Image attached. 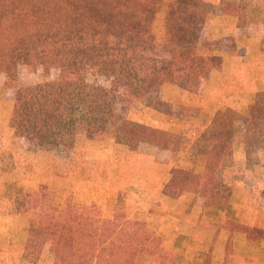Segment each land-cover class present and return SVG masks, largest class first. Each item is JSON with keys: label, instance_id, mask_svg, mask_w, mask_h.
<instances>
[{"label": "trees", "instance_id": "trees-1", "mask_svg": "<svg viewBox=\"0 0 264 264\" xmlns=\"http://www.w3.org/2000/svg\"><path fill=\"white\" fill-rule=\"evenodd\" d=\"M0 0V69L10 76L22 60L60 69L57 80L16 88L9 125L15 135L48 144L73 145L77 119L87 129H115L116 142L151 143L168 149L178 144L173 132L119 116L115 109L122 91L151 110L171 114L160 94L164 83L192 90L209 75L219 58L198 53L206 19L205 0ZM243 4V3H241ZM220 0L222 15L242 20L243 5ZM163 13V30L155 20ZM110 36L124 45L109 43ZM233 46L231 37L206 42L209 49ZM128 48L131 52L128 53ZM90 65L111 84L99 85L69 75ZM208 125L193 138L202 166L171 168L163 194L178 197L189 182L199 187L206 210L223 213L232 200L220 171L229 162L235 128L244 133L248 159L264 146V96L250 99L246 114L226 107L206 113ZM171 143V144H170ZM173 190V191H172ZM172 191V192H169ZM17 209L30 213L25 256L48 246L51 264H148L166 258L167 251L148 219L129 218L116 207L110 224L103 223L94 202L54 205L45 187L24 193ZM256 240L264 231L234 220Z\"/></svg>", "mask_w": 264, "mask_h": 264}, {"label": "rangeland", "instance_id": "rangeland-1", "mask_svg": "<svg viewBox=\"0 0 264 264\" xmlns=\"http://www.w3.org/2000/svg\"><path fill=\"white\" fill-rule=\"evenodd\" d=\"M167 1L164 0L163 3L166 4ZM205 1L207 12L203 25H216L213 26L212 31L208 32V36L230 31V28L218 27L220 25H264V0H235L240 4L245 3L242 10L244 14L242 20L239 21L236 17L223 15L221 18L218 16L221 13L218 10L220 0ZM163 24V13L159 12L155 20V31L157 33L162 32ZM108 40L111 44L124 45V41L118 37L110 36ZM199 50H202L201 47ZM130 52L131 49L128 48V53ZM59 77V68L48 67L39 61L23 62L20 60L16 66V73L12 76L0 69V264H51V254L48 246H45L39 254L25 256L24 248L30 213L18 210L16 207L17 199L22 198L24 193H32L39 187L45 186L47 199L51 202L54 201V205L61 206L67 200L82 205L94 202V200L90 201L94 196L91 190L99 184L109 185V187H113L114 191L121 187L122 190H119L115 209L120 207L122 214L130 218L135 215L131 196L135 198L136 193H139V190L135 188L136 183L131 182L138 180L139 185L145 180H143V177L146 176L147 183L145 187H149L148 183L150 182L152 185L151 180L156 178L157 184H161L162 180L164 189L169 176V174H164L162 166L154 167V164L150 165L147 159L144 160L138 155L136 157L135 154H132V151L128 153L127 150L132 147H141L142 142L134 145L125 144V147L117 145L116 140L113 139V137L116 138V132L112 127H109L106 131L87 129L86 123L77 119L76 129L78 133L85 128L90 138L87 139L80 134L82 136H78V140L75 142V150H69L72 145H64L65 148L63 147L58 153L51 151L55 150V147L52 149V147L45 146L50 150L42 149V145H49L48 143L15 135L14 131L7 127V123L11 116L13 95L16 88L44 80H57ZM69 77L99 85L108 86L111 84V77L100 75L96 65H90L82 73L69 75ZM170 84L171 87L167 86L166 90L164 85L161 87L162 99L165 102L170 101L172 105H178L181 101L184 103L191 101L193 106L190 107V111L186 110L188 118L199 115L203 109L211 110L208 109L214 105L211 99L218 97L216 94L201 93L197 97L193 96L192 99L187 98L180 86L174 83ZM116 107L115 111L119 116L144 124L150 123L152 126L164 127L162 112L143 106L130 96L126 90L122 91L121 100L118 101ZM176 108L178 109V107ZM199 118L206 119L204 113H201ZM198 122L199 120H193L192 126L190 128L188 126V128L192 130L200 128L201 132L208 125L201 123L203 125L197 127L195 124ZM206 122L208 123V121ZM237 132L239 131H235V133ZM237 135L239 134L237 133ZM175 137L179 140L178 144L174 148L170 145L166 149H171L174 152L175 165L194 167L193 170L202 166L199 158L195 157L194 151L188 150L191 139L190 141L187 140L186 135L183 137L182 132H178ZM3 141H5V144H3ZM127 146L131 148H127ZM192 146L194 147L193 143ZM140 149H145V145ZM159 154L168 157L165 156L168 153L162 152ZM159 161H162V159L160 158ZM248 162L251 166H255L250 175L247 174L249 175L247 179L250 178L249 183L251 186L261 183L264 180V177H262L264 173V146L254 150L252 158H249ZM236 168L237 170L232 177L227 176V174L224 175V181L244 176L240 166ZM151 174H153L152 177ZM121 184L122 186H118ZM48 189H51L50 192ZM120 192L123 193L120 195ZM247 192L249 198L251 196L250 199L257 198V189L247 190ZM164 196H169V194ZM169 198L175 197L169 196ZM166 205L169 204L165 203L164 198L157 201L155 207L150 208L147 216L149 217L150 228L161 237V245L167 251L166 258L149 261L148 264H243L245 260L248 264H264L260 254L249 253L243 255V248L250 240L245 242L238 235L226 236L229 224L227 221L222 222V218L225 216L223 213H218V216L213 215L211 210H206L204 205L198 207L199 209L194 207L193 210H191V206L182 204L175 207ZM97 207L100 208L98 205ZM171 207L172 209H170ZM198 210H201V212H197ZM99 211L101 218V208ZM169 212H171L172 219H170ZM226 215L236 217L235 213L232 212ZM102 222L106 223L105 221ZM212 233L216 236H212ZM252 240L254 241L255 238H252Z\"/></svg>", "mask_w": 264, "mask_h": 264}, {"label": "crops", "instance_id": "crops-1", "mask_svg": "<svg viewBox=\"0 0 264 264\" xmlns=\"http://www.w3.org/2000/svg\"><path fill=\"white\" fill-rule=\"evenodd\" d=\"M218 16L222 18L223 15L219 13ZM213 26L216 25H203L198 44V53L206 55H215L219 58L218 63L213 66L209 75L205 78H202V80L192 90H187L182 87L180 89L185 92V96L187 98L191 99L193 96L197 97L201 93L210 95L216 94L218 96L217 98L213 97V99H211L214 104L208 108L211 110L203 109L201 113H204V115H206V113L208 112L215 113V111L226 107L232 108L239 113L246 114L250 99L255 96H264V25H220L218 27L230 28V31L225 32L223 34H213L211 36H208V32L212 31ZM223 37H231L233 40V46L222 49H209L206 47L207 41ZM200 47L202 50H199ZM163 85L165 87V90L167 86L171 87V84L169 82H166ZM167 102L171 104L170 101L167 100ZM192 106L193 105L191 101H188L186 103L181 101L180 103H178V105L171 104V114H163L162 117V121H164V127H159L158 125H155L153 127H158L164 130L171 131L175 136L178 132H182L183 137L184 135H186L185 138H187V140L189 139L190 141L191 139L190 143L188 144V150L194 151L195 157L198 158L197 152H195L192 143L193 138L200 134L201 129L199 128L192 130L189 128L190 126H192V121L195 119L199 120V122L195 124V126L197 127L203 125L201 123H204V125L208 123L206 122V119L199 118V115L201 113L199 115H196L195 117L188 118V115H186V110L190 111V107ZM176 107H178V109ZM178 119L180 120L178 121ZM7 125V127L10 129L11 127L9 125V122L7 123ZM147 125L152 126L150 123H147ZM235 131H239L237 132L239 135H237ZM87 133L88 131L85 128L82 129V132L78 133L77 131L75 136V142L76 140H78V136L82 135L89 139L90 136H88ZM113 139L115 141L114 137ZM75 142L71 146V148H69L70 151H72V149H76ZM115 143L117 145L125 147V145L122 143H118L116 141ZM3 144H5V141H3ZM244 144L245 143L243 130L241 128H236L233 133L231 160H229V162L225 164L220 171L222 181L227 184V186H229L232 190V200L229 203L227 210L223 212V215L225 216L222 218V222H226L227 220H234L247 226L258 227L259 229H262L264 231V180L261 181V183H256L253 186H251V184L249 183L250 178L248 180L247 177L250 175L252 169H254L253 167L255 166H251L249 164L247 149ZM144 145L145 149L141 150L140 148ZM45 146H48V148L52 147V149H54L55 147V150L51 151L57 153L60 152L59 150H61L63 147L65 148L64 145L49 144L42 145V149L50 150L48 148H45ZM141 147L131 148L127 146V148L131 149L126 150L128 151V153L132 151V154H135L136 157L138 155V157L143 158L144 160L147 159L150 165L154 164V167L162 166L164 168V174L166 175L169 174L168 172H170L172 167L177 166L175 165L176 161L174 160L176 159V157H174V152H172L171 149L162 150L159 149V147H157L156 145L146 143L141 144ZM120 148L122 149L123 147ZM162 152L168 153L167 155H165L168 157H163L159 154ZM160 158L162 159V161H159ZM237 166H240V168L243 170L242 172L244 176L239 178L235 177L234 179L224 181V175L227 174V176L232 177L235 171L237 170ZM183 168L193 170L194 167L185 166ZM153 174H151V177L153 176ZM145 177L146 176L143 177V180L147 179ZM262 177H264V173L262 174ZM155 179L156 178H153L151 180L152 185L150 182L148 183L149 187H145L147 180H141L143 182L139 185L138 180H135V182H131L136 183L135 188L136 190H139V193H136L135 198L131 196V199L134 203L133 211L135 212V215L130 218L148 219L149 217L147 216L149 214L150 208L152 206L155 207L157 201L162 200L163 198L165 199V203L167 202L169 204L166 206L175 207L176 205L182 204L185 206H191V210H193L194 207H203V198L199 195V187L197 184L189 182L187 183L183 192L178 197L169 198V196H164L162 193L164 186L162 180L161 184H157ZM118 186H122V184ZM93 188L94 189L91 190V193L94 196H92L90 201L94 200V203L96 201L95 204H97L101 208L102 221H105L106 223L112 222L114 218V209L117 203V197L121 187L115 189V191L112 189L113 187H109V185L103 184H99V186L97 185ZM255 189H257L258 192L257 198L250 199L251 196L249 198V194L247 195V190L250 191ZM50 190L51 189H48L49 192ZM243 191L245 192L244 194L242 193ZM122 193L123 192H120V195ZM51 203L54 204V201H52ZM172 207L170 209H172ZM197 212H201V210H198ZM211 212L213 215L218 216L217 211L213 210ZM231 212L233 214L235 213L236 217L232 215H226ZM169 215L171 217V212H169ZM196 217L198 216L196 215ZM170 219H172V217ZM237 235L239 238H242L245 242L246 240H250L248 241V243H246V246L243 248V255H247L249 253L260 254V258L264 260V242L262 239H255L253 241L252 237L244 231H236L233 229L230 230L229 228L227 229V237ZM212 236H216V234L212 233ZM217 236H219V234H217ZM243 264H248V262L245 260Z\"/></svg>", "mask_w": 264, "mask_h": 264}]
</instances>
